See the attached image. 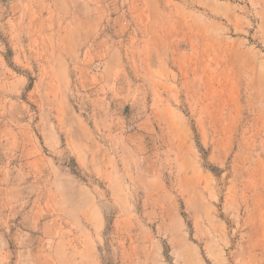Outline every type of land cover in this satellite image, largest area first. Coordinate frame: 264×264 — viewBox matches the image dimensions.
<instances>
[{"label":"rangeland","instance_id":"1","mask_svg":"<svg viewBox=\"0 0 264 264\" xmlns=\"http://www.w3.org/2000/svg\"><path fill=\"white\" fill-rule=\"evenodd\" d=\"M57 1L0 0V264H264V0H101L93 54Z\"/></svg>","mask_w":264,"mask_h":264},{"label":"crops","instance_id":"2","mask_svg":"<svg viewBox=\"0 0 264 264\" xmlns=\"http://www.w3.org/2000/svg\"><path fill=\"white\" fill-rule=\"evenodd\" d=\"M57 3L69 7L70 14L63 34L68 38L69 53L84 49L93 54L98 47L100 35L101 0H59ZM188 57L187 68L191 70L194 61L191 54H188Z\"/></svg>","mask_w":264,"mask_h":264}]
</instances>
